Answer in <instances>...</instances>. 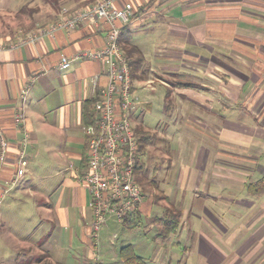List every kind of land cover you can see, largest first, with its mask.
<instances>
[{"label":"crops","instance_id":"0c3cea01","mask_svg":"<svg viewBox=\"0 0 264 264\" xmlns=\"http://www.w3.org/2000/svg\"><path fill=\"white\" fill-rule=\"evenodd\" d=\"M94 1L0 0V42L19 45L0 51V128L9 141L8 160L0 172V196L6 182L15 175L16 157L26 139V175L22 184L14 188L16 191H9L15 193L8 210L25 207L19 199L23 194L37 196L40 193V219L50 225L51 237L55 236L54 247L58 250L46 252L61 264L67 258L65 253L69 254L72 264H104L106 258L99 250L100 240L97 242L91 237V198L86 185L77 179L78 173L87 170L85 114L91 107L96 115L100 90L106 84L104 66L82 58L73 61L69 69L61 67L63 57L74 58L84 51L103 47L106 33L85 25L73 31H58L32 44L21 41L27 40V35L38 27L53 23L62 6L81 7ZM125 2L133 5L134 14L123 29L130 33V44L143 56L142 69L148 73L146 80L135 82L136 91L161 81L171 90L175 88L189 94L184 96L185 100L195 101L202 96L190 90L193 88L190 85L174 87L153 72L146 64L144 46H158L155 57L160 60L162 72L182 76L198 74L202 83L199 89L206 94L205 99L240 100L244 105L239 118L234 114L232 120L225 119L222 124L227 122L232 131L242 130L251 135L240 137L226 132L228 148L241 147L246 153L258 148L264 150V0H120L118 6ZM34 5L37 6L33 8ZM159 46L174 49L181 46L184 50L180 53L182 66L171 67V56L164 54ZM165 62L169 64L164 66ZM26 86L28 93L23 100L21 93ZM19 114L24 115V123L16 121ZM216 124V131L229 130L220 129L218 121ZM47 153L65 162V171L69 173L51 193L48 190L39 192L40 188L36 186L35 190L28 182L32 160ZM246 153L240 158L243 162L257 163ZM223 161L219 156L212 159L215 164ZM196 162L200 163L199 156ZM226 163L230 164L228 168L234 169V162L228 159ZM71 164L75 166L73 171ZM244 168L247 169L244 176H251L254 168L249 165ZM218 170L200 172L195 193L206 189L211 200L218 202L213 191L224 177V172L220 174ZM238 171L234 169L226 177L243 175L242 170ZM242 182L244 186L248 184ZM200 208V213L214 220L212 208L205 205ZM149 209L145 198L139 210L119 224L138 228ZM243 209V221L219 226L221 231L211 226L212 230L214 228L212 237H200L198 254L206 258V264H264V199L259 200L258 205L250 204ZM164 260L162 264L169 262L167 258ZM152 262L159 264L160 261L154 258Z\"/></svg>","mask_w":264,"mask_h":264},{"label":"rangeland","instance_id":"374dc122","mask_svg":"<svg viewBox=\"0 0 264 264\" xmlns=\"http://www.w3.org/2000/svg\"><path fill=\"white\" fill-rule=\"evenodd\" d=\"M157 47L144 46L146 64L152 67L153 72L174 87L190 85L193 87L190 90L197 91L202 96L195 98L197 101L185 100L184 96L189 94L180 93L175 88L171 90L161 81L136 91L141 99V110L133 114L131 122L135 128L142 125L152 136L145 154L141 155L144 167L136 174V180L144 189L146 204H149L150 209L147 214L145 212L138 228L121 225L114 218L108 219L107 226L101 232L99 245V250L106 256L104 264H123L119 251L121 247L131 243L149 264H155L152 262L154 258L159 259V264L165 258L169 261L167 264H206V258L198 254L200 237H212L216 227L221 231L222 227L219 226L238 224L244 219V207L258 205V201L264 199V193L249 194L242 182L251 184L264 177V150L258 148L257 151L247 153L241 147L231 150L225 142L226 132L240 137L246 134L242 130L232 131L227 122L222 124L225 119L232 120L234 114L236 118L240 116L244 105L240 100L205 99L206 94L199 89L202 83L198 74L182 76L162 72L160 60L155 57ZM159 47L164 49V54L171 56V67L182 66L183 57L180 53L183 54L184 50L181 46L175 49L171 46ZM167 64L169 63L165 62L164 66ZM217 121L220 129L229 130L216 131ZM244 153L252 159L255 158L257 163L250 165L243 162L240 158ZM198 156L200 163L196 162ZM214 156H219L224 161L219 164L212 163ZM228 159L234 162L236 171L242 170L243 175L233 174L226 177L234 170L228 168ZM248 165L254 171L251 176L246 177L244 171L247 169L244 167ZM66 166L65 162L52 154L34 157L29 166L31 172L28 174V182L35 190L36 186L40 188L39 192L48 190L51 193L59 185L61 178L69 174L65 171ZM216 168L220 174L224 172V177L219 179L220 185L213 191L218 202L211 200V194L206 189L195 193L199 173L216 171ZM58 172L61 175L56 176ZM14 191L7 194L0 205V264H37V259L44 252L58 251L54 247L55 236L51 237L50 225L40 219V193L37 196L23 194L19 199L25 207L22 210H8ZM213 204L217 207H212ZM203 205L212 208L214 220L199 212ZM211 226H214L213 230ZM114 234L117 236L115 239ZM63 255L67 257L63 263L72 264L69 254Z\"/></svg>","mask_w":264,"mask_h":264},{"label":"built area","instance_id":"2783aa9c","mask_svg":"<svg viewBox=\"0 0 264 264\" xmlns=\"http://www.w3.org/2000/svg\"><path fill=\"white\" fill-rule=\"evenodd\" d=\"M119 1L96 0L81 7L62 6L53 23L38 27L27 35V40L21 41L22 44H32L46 36H54L58 31H73L85 25L106 33L103 47L84 51L74 58L63 57L61 61L64 70L69 69L73 61L82 58L104 66L106 84L100 90L94 122L83 127L87 141V170L77 175L78 181L86 185L91 198V237L97 242L109 218L124 223L139 210L146 198L144 189L136 180L139 137L131 122L133 114L141 110V99L131 77L129 58L120 46L123 26L133 16L134 7L128 2L119 7ZM18 46L0 42V51ZM27 93L26 86L21 93L23 100ZM24 120L23 114L16 119L18 123H24ZM26 144L25 139L16 157L15 175L3 187L0 202L25 178ZM8 150L9 141L0 128V172L8 160ZM70 169L75 170V166L71 164Z\"/></svg>","mask_w":264,"mask_h":264},{"label":"trees","instance_id":"16d2710c","mask_svg":"<svg viewBox=\"0 0 264 264\" xmlns=\"http://www.w3.org/2000/svg\"><path fill=\"white\" fill-rule=\"evenodd\" d=\"M131 36L130 33L126 30H122V35L120 39V46L122 50L125 52L127 57L129 58V67L131 71V77L133 82L146 80L147 79V71H144L142 68L144 66V58L139 52L138 48L135 46H131ZM86 123L84 126H88L94 122L95 115L92 111L91 107L86 110ZM136 133L139 137L138 140V150H139V158L136 166V174L143 169L144 164L141 162V155L145 154L147 150L148 144H150L152 140V136L149 132L142 126L138 125L136 127ZM247 191L251 195L262 194L264 193V177L259 181L247 184ZM163 233V232H162ZM119 257L122 260L123 264H149L143 257L138 255L133 245H127L120 249ZM37 264H61L55 262L49 253L44 252L37 259Z\"/></svg>","mask_w":264,"mask_h":264}]
</instances>
